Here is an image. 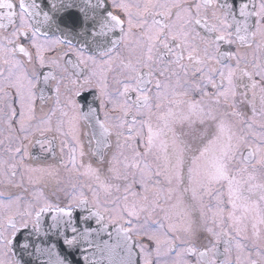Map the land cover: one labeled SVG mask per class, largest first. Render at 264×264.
I'll list each match as a JSON object with an SVG mask.
<instances>
[{
	"label": "snow or ice",
	"instance_id": "6c2138e0",
	"mask_svg": "<svg viewBox=\"0 0 264 264\" xmlns=\"http://www.w3.org/2000/svg\"><path fill=\"white\" fill-rule=\"evenodd\" d=\"M49 3L51 12L61 14L59 23L55 25L57 28L61 24L67 25L69 29L80 27L82 19L77 12L82 14L85 25L94 18L87 14L86 7L74 3L73 0H49ZM84 4L88 8L93 7L90 0H84ZM98 6L103 7V4ZM17 7L19 12L15 10ZM117 7L127 16V31L123 27L124 21L108 12L98 26L93 25L95 30L92 31V36L104 37L117 27L122 33L120 41L127 42L130 36L135 35L130 58L126 63L121 62L127 74L120 81L122 90H117L118 95L123 98L118 103L109 99L105 73L111 70L110 54L120 41H111L112 47L107 50H102L101 43L96 40L91 41L100 57H108L99 62L96 55H88L84 48H75L69 43V51L75 55V60L65 59L68 56L65 52L59 61L48 62V72H28L14 55L21 35L27 37L31 34L32 47L36 49V59L41 68L45 66L42 53L52 51L51 44L64 42L59 39L51 42L47 39L42 42L39 40L40 35L46 36L41 32V27L53 25L49 12L42 13L41 5L36 0H19L18 4L13 0H0V32L12 29L8 35H0V61L8 65L7 75L0 69V120L4 121L9 131L12 130L13 117L17 113L13 107L11 90L15 89L16 101L20 105L17 122L20 131L26 133L23 139H29L33 132L41 136L52 131L62 136L71 134L76 144V147L70 149L73 165L77 148L80 149V155H84L79 144L80 120H84L91 130L88 140L91 154L101 163L104 162L105 152L111 148L113 133L117 148L122 147L121 138L127 142L134 135L140 136L145 151L141 153L128 145L133 153L131 159L125 157L121 161L114 153L108 161L107 171L112 179L124 181L128 180V169H139L142 175L149 178L155 175L157 179L151 190L155 197L153 203L156 205L161 199L172 200L173 193L180 191L187 165V186L183 188V195L177 197L166 210L164 220L168 221L167 227L158 221L157 228L146 233L134 225L131 219L123 221L121 216L117 221L116 218L109 217L115 232L114 243L110 244L107 240L103 242L104 250L109 254V264H153V255L155 264H192L190 259L185 258L189 255L195 257V264H230L227 258L218 259V245L224 244L225 254H229L233 247L243 253L245 246L237 238L241 233L247 232L249 223L253 237L258 241L264 240L260 230L264 226V132L254 133L251 131L253 125L246 124L247 131L238 133L234 121L230 119V116L242 115L235 110L237 95H243L247 100L249 92L252 94L249 103L253 117L257 114V99L259 112L264 116V0H133L131 3L122 2ZM133 29L137 30V34L133 33ZM85 31V28H81L80 34ZM224 45L228 48L235 46L236 50H222ZM242 48L251 49V52H242ZM19 51L29 57L31 63V57L22 45L19 46ZM90 66L100 69V72L92 71L89 76H85L81 88L90 84L92 76L99 75L97 98L100 99V111H103L105 101H108L114 104L113 110L118 107L125 118L131 116V121L119 119L118 122L111 123L106 112L105 118L101 120L97 109L89 106L87 112H82L81 106L70 100L69 103L77 110V114L67 121L68 132L63 130L64 120H59L53 129L52 116L57 110L55 107L33 124L37 119V100L40 101V110L43 111L48 91H51L57 97L58 105L61 83L65 79L73 84L78 83L79 77ZM53 69L60 75H53ZM189 72L192 74V83H189ZM209 86L213 89L212 92L206 90ZM193 89L200 91V100L191 98ZM132 93H135L134 98ZM74 95L79 96L80 91L77 90ZM221 100L224 105L233 109L230 114L222 110ZM61 114L68 116L62 110ZM145 114L149 118L147 121L138 120V117ZM137 123L141 125L139 129L135 127ZM145 125L148 128L146 142L143 134ZM198 126L201 129V140L207 142L198 150V155L193 153L189 161L187 152L190 149L185 137L195 134ZM185 128L188 129L187 132L184 131ZM261 128H264V123H261ZM249 135L254 136L258 143L250 141ZM85 136H89V133L86 132ZM36 143L42 149L48 144V150H51L52 141L47 138L37 140ZM64 147H67V141H62L61 151ZM21 151L22 147L14 149L17 154ZM23 151L27 155L26 147ZM152 153H155L157 166L155 173H152L147 163H142V157ZM121 164L124 171L119 167ZM257 165L260 166L259 170ZM86 174L93 176L106 192L113 187L101 180L99 169H94L91 165L87 167ZM2 175L4 165L0 163V176ZM161 176L169 185L166 195L165 190L160 187ZM141 183L144 191H149L147 185L143 181ZM225 188L227 206L223 200L222 189ZM125 191H129V188L126 187ZM189 192L191 200L199 204L198 220L193 217L195 205L185 206L184 203ZM205 196L216 198L215 209L204 203ZM141 198L144 203L139 209L136 203L131 206L125 203L124 211L129 217L139 218L140 212L146 210L148 197L143 195ZM124 199L127 201V196ZM19 200L20 197H16V201ZM74 200L75 207L88 212L87 215L80 216L79 223L86 225L95 217L96 223L101 225L99 229L83 227L82 231L79 230L75 226L71 204L60 207L45 202L42 206L33 208L29 205L24 211H19L18 208L14 211L13 201H0V249L3 250L0 264H22L13 249L19 234L26 229L31 230L32 238L56 235L58 240L62 239L68 250L81 241L91 247V234L106 232L108 224L104 223L98 207L96 210L89 207L83 194ZM44 213L51 215L47 229L43 226ZM65 229L73 233L70 238L65 235ZM199 231L207 233V243L202 245L203 250L191 244V238ZM108 235L112 237L111 232ZM134 236H147L155 247L150 251L149 245L134 240ZM19 247L29 256L33 254L28 252L29 248L34 247L36 256L46 257L41 264H71V261L60 254L57 244L46 247H42L40 243L32 245L26 235L19 242ZM96 247L99 248V245ZM173 253L175 259L170 260ZM257 256L261 258L251 259L249 253L242 262L238 255L236 264H264V255L258 251Z\"/></svg>",
	"mask_w": 264,
	"mask_h": 264
},
{
	"label": "flooded vegetation",
	"instance_id": "af4514ba",
	"mask_svg": "<svg viewBox=\"0 0 264 264\" xmlns=\"http://www.w3.org/2000/svg\"><path fill=\"white\" fill-rule=\"evenodd\" d=\"M15 4H18L19 0H13ZM37 3L41 5V11H48L50 16L53 15V12L50 11V3L49 0H36ZM74 3L79 4L81 6L86 7L87 14L93 16V20L90 21L87 25L83 23V16L79 12L77 15H81L82 23L80 27H73L70 29H79L85 28L86 31L82 35H78L76 33L71 32H63L60 33L58 31H47L41 27V32L45 33V35H40L39 40L42 42L47 39L49 42L55 41L57 39L63 41L62 44H51L52 51H44L42 55L45 57V66L43 68L40 67L37 59H36V49L32 47L31 43V34L29 33L27 37L21 35L17 40V51L15 52V59L20 60L23 63L25 69L28 72L32 71H42L48 72L49 68L47 66L48 62L51 60H58L61 55L65 52L68 53V56L65 59L75 60V55L69 51V43L75 48H84L86 50V54L88 55H96L97 61H101L102 59H108V57H100L97 52L94 50L91 41L96 40L101 43L102 50H107V48L112 47L111 41H120V37L122 35L120 29L117 27L112 32L108 33V35L104 37H93L92 31L95 30L93 25H99L102 22L108 12H111L113 15H116L122 21H124L123 27L125 31H127V16L123 12L122 9L117 7L120 3H131L133 0H90V3L93 7L88 8L87 5L84 4V0H73ZM99 4H103V7H99ZM19 12L18 7L15 9ZM60 14V13H59ZM42 19V15L40 17ZM19 24V20L17 19V25ZM67 28L68 26L65 25ZM11 28L6 31L0 32V35H8L11 32ZM134 34H137V30H132ZM135 39V35L130 36L128 41H120L116 46L114 51L111 52V70L105 73L107 77L108 83V93L109 99L115 102L122 101V97L118 95L117 90H122L123 85L120 81L125 79L127 74V70L123 67L122 61L127 62L131 56V47L132 42ZM23 46L25 51L29 53L31 57V63L29 62V57H26L24 53L19 51V46ZM222 50L225 51H235L236 47L232 46L228 48L227 45L222 47ZM242 52H251V49L242 48ZM62 63V61H60ZM0 69H3L4 74H8V65H4L2 61H0ZM53 75L59 76V72L55 69L52 70ZM92 71L100 72V69H96L90 66L88 71H85L80 77L79 81L76 84L71 83L69 80L65 79L60 86V94H59V104L57 105V97L48 91V99L43 104V111H41L40 101L36 102V117L37 119L33 121V124L37 123L41 117H44L49 110L55 107L57 110L55 114L52 116V126L55 129V126L59 120H64V131H69V126L67 121L69 118L77 114V110L72 107L69 103L70 100H74L77 105L81 106L80 111L87 112L89 106L98 110L99 118L103 120L104 112L107 113L109 121L111 123L118 122L119 119H127L131 121L132 117H124L123 113L117 107L114 109V104L108 101H105V108L103 111H100V99L99 89L97 87L98 80L100 79L99 75L92 76L90 84L81 88L83 84L85 76H89ZM191 72H189V83H192L191 80ZM72 79H76V77H72ZM198 80L199 77L197 76ZM258 79V78H257ZM79 90L80 95H74V93ZM207 91L212 92L213 89L209 86ZM242 92V90H240ZM13 97V107L17 113L15 117H13L12 130L9 131L6 124L3 120H0V163L4 165V175L0 176V201L8 202L9 200L13 201V210L24 211L29 205L33 208L42 206L45 202L50 203L54 206L67 207L69 204L72 205V213L73 219L78 221L80 220L81 215H87V210H81L75 207L76 200L81 194L87 198L89 207L92 210H96L98 207L101 215L104 217V223L108 224V229L113 230V225L110 223L109 217H114L117 221L120 220V217H123V221L132 220V223L138 227H140L144 232L150 233L155 230L158 226L157 222H163L165 227H167L168 221L164 220V216L166 210L169 208L171 203H174L177 197L183 195V188L187 186V165L184 168L185 179L183 184L180 186V191L173 193L172 200L161 199L159 204L156 205L153 203L155 197L153 191V185L157 179L155 175H152L150 178L147 175H142L139 169H128V180H115L112 179L111 175L108 173L107 169L109 167V159L115 153L121 161H124L125 157L131 159L132 150L131 148H136L139 152L143 153L145 151L144 146L141 144V137L135 136L130 141L125 142L123 138H121L122 147L117 148L116 137L113 133L111 137V148H109L104 155V162L101 163L96 156L91 154V150L89 147V137L91 135V130L87 127V124L84 120H80L79 122V144L82 146L84 155H80V149L77 148L75 153V165L70 160L72 155L70 149L76 147L75 141H73L71 134L67 136H62L59 133L52 131L46 132L44 136H41L37 132H33L30 135L29 139H23L26 133L20 131V125L17 122L19 120V111L20 105L19 102L16 101L15 97V89L11 90ZM132 97H135V93L131 94ZM252 94L248 93V99L245 100L243 95L238 94L235 98L236 107L235 110L241 113V117H231L235 123L237 132L247 131L246 124H252V132L261 133L264 132V128H261V123H264V116H262L259 112V100L257 99L256 108L257 114L253 117V111L251 104ZM191 98L194 100L201 99V93L198 89H193L191 93ZM221 108L222 110H226L229 114L233 111V109L227 105L223 104V100H221ZM61 110L63 112H67L68 116H62ZM148 116L142 115L138 117V120L147 121ZM153 125H155V120L153 119ZM137 129L141 127L139 123L135 125ZM185 132L188 131L187 128L184 129ZM200 127H197V132L195 134H190L185 137V141L188 144L190 151L187 152V157L190 161L193 153L199 154L198 150L203 147V144L206 143V140H201L200 138ZM89 133V136H85V133ZM144 141L146 142L148 135L147 125L143 128ZM128 133L125 131V136ZM49 139L52 141L51 150L49 149V145L45 144L43 149L40 144H37V140ZM248 139L254 143H258V140L252 135H249ZM62 141H67V147L62 148ZM131 145V148L128 146ZM16 147H22V151L17 154L14 152ZM27 148V155L24 154L23 148ZM13 149V150H10ZM246 154V153H245ZM22 160V163H21ZM237 160H239V154H237ZM142 163H147L151 167L152 173L157 171L156 161H155V153L146 155L142 157ZM235 164V162H234ZM91 165L94 169H99V174L101 180L106 181L113 185L110 191H105L100 187V183L93 177L86 174L87 167ZM121 171H124L123 164L119 165ZM30 169H43L44 171H30ZM257 169H260V166L257 165ZM160 179V187L165 190V195L167 194V188L169 185L164 180V177H159ZM147 185L149 191L145 192L142 187V182ZM117 186L119 190H117ZM175 186V182L173 183ZM129 188V191H125V188ZM219 187V186H217ZM224 192L223 200L225 205L227 206V190L222 189ZM95 193V196H94ZM136 193L137 195H133ZM146 195L148 197V204L146 206V210L141 211L139 214V218L129 217L127 212L124 211L125 203L131 206L133 203H136L138 209L141 204L144 203L142 200V196ZM127 196V201H125L124 197ZM16 197H20L19 201H16ZM215 197H204V203L210 204L215 209L216 205ZM185 206L195 205V209L193 211V217L195 219H199V204L198 202L191 200V193H187L184 198ZM95 206V207H94ZM107 210V211H105ZM226 215V213H225ZM75 226L79 230H83V227H89V224L81 225L80 223H76ZM125 227H128L127 223H124ZM261 235L264 236V226H261ZM9 235H10V229ZM67 235L71 236L73 233L67 230ZM171 235V234H170ZM183 236V233H180ZM235 235V233H233ZM207 233L203 231H199L195 237L191 238V244L197 247H200V250H203L202 245L207 243ZM134 240H138L140 243L149 245V250L155 247L154 243L147 239V236L142 237H133ZM238 242L245 246V251L243 253H239L235 247H233L232 251L229 254H225L224 252V244L221 243L218 245V259L224 260L229 259L230 264H236L237 256H241L242 262L251 254V259L259 260L261 257L257 256V252H261L264 255V240H256L252 235L251 224H248L247 232L241 233L240 237L237 238ZM179 243V241H177ZM188 246V245H183ZM91 250V247L86 243V246L83 244H78L72 249V264H88L91 256L86 255V251ZM179 250V249H178ZM135 251H139V249H135ZM3 250L0 249V255H2ZM11 254H9V257ZM186 259H190L192 264H195L194 256H186ZM169 259H175V253H173L172 257ZM153 264H155V256L152 257Z\"/></svg>",
	"mask_w": 264,
	"mask_h": 264
},
{
	"label": "water",
	"instance_id": "95a60500",
	"mask_svg": "<svg viewBox=\"0 0 264 264\" xmlns=\"http://www.w3.org/2000/svg\"><path fill=\"white\" fill-rule=\"evenodd\" d=\"M60 15L61 14L59 13H53V15H51L53 26L52 27L42 26L44 30L51 32L58 31L60 33L71 32V33H76L78 35H82L80 34L81 31L79 29H69L64 24H61L60 27L57 28L55 25L59 23ZM74 221L79 224V220L78 221L74 220ZM50 222H51V215L49 213H44V219H43L44 228L47 229ZM87 223L89 224V227L92 229H99L101 226L96 223L95 217H93ZM109 232L112 233L111 238L108 235ZM30 233H31L30 229L22 230L17 238L15 247L13 249L16 258L19 259L22 262V264H41V262L46 259L45 256H36L34 247H30L28 250V252L33 253L31 256H29L27 252H25V250H22L19 247V242L22 241L26 235L29 237L32 245H35L36 243H40L42 247H46L50 244H57L58 251L60 252V254L65 256V258L71 261L72 264V258H73L72 249L68 250L67 246L63 245L62 239L58 240L56 235H49L48 237L41 236V237L32 238ZM65 235L68 236L69 238L72 236V235L71 236L67 235V229H65ZM90 239L92 240L91 250L90 252L89 250L86 251V255L91 256V259L89 260L88 264H109V254L106 250H104L103 242L107 240L109 241L110 244L114 243L115 232L110 229H107L106 232H101L99 234H97V232H93L90 236ZM78 244H82V245L84 244L86 246V243L83 241H81ZM96 245H99V248H97Z\"/></svg>",
	"mask_w": 264,
	"mask_h": 264
}]
</instances>
